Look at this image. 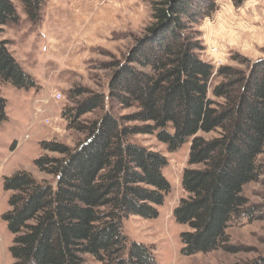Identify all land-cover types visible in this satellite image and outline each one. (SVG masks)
I'll return each instance as SVG.
<instances>
[{
    "label": "trees",
    "instance_id": "16d2710c",
    "mask_svg": "<svg viewBox=\"0 0 264 264\" xmlns=\"http://www.w3.org/2000/svg\"><path fill=\"white\" fill-rule=\"evenodd\" d=\"M16 1L0 0V85L30 89L34 79L2 37L20 20ZM19 1L33 24L43 20L46 0ZM217 2L152 0L143 35L123 58L103 64L112 73L107 91L70 89L74 105L62 117L81 140L41 143L46 152L34 163L47 177L22 169L4 178L14 264H88L90 257L99 264H158L149 246L123 230L129 215L157 217L172 190L167 157L135 142L136 135H154L170 151L190 143L182 176L187 195L173 213L190 227L180 233L185 255L240 250L229 244L227 229L257 217L243 191L262 170L264 58L237 56V65L218 67L202 58L198 26ZM118 104L134 111L118 116ZM6 107L0 94V124ZM88 113L95 116L84 120ZM244 264H264V256Z\"/></svg>",
    "mask_w": 264,
    "mask_h": 264
},
{
    "label": "rangeland",
    "instance_id": "374dc122",
    "mask_svg": "<svg viewBox=\"0 0 264 264\" xmlns=\"http://www.w3.org/2000/svg\"><path fill=\"white\" fill-rule=\"evenodd\" d=\"M138 1L141 0H135ZM151 1L143 0V5H137L140 10L118 18L115 26L100 28L99 37L91 46L81 53L68 56L65 62L47 54L50 45L46 46L47 31L45 28L40 31L37 24L29 20L22 3L16 1L20 20L16 24L7 25L2 37L10 41L12 55L32 76L36 87L18 89L12 84L0 85V94L7 100L8 114L7 120L0 124V264H14L11 253L14 235L3 218L10 209L11 196V191L4 188V178L22 169L30 171L38 179L47 177L38 172L34 163L39 155L46 152L41 143L58 140L74 146L81 140L82 135L74 128L69 129L68 122L62 117L63 110L74 105V101L68 98L70 89L80 85L107 91L112 73L103 64L112 61L113 56L123 58V54L135 45L136 38L143 35L146 26L152 21ZM217 3L219 8L198 26L202 31L204 44L202 58L216 67L237 65V56L252 60L264 58V0H245L241 6L235 5L231 0H218ZM42 10L44 19V7ZM108 34H111V40L105 39ZM36 35L39 37L38 44L33 49ZM30 56L39 60L40 66L36 74L29 65ZM59 62H62L61 72L53 73V86L48 89L51 82L47 77H51L52 65H58ZM56 91L63 93L62 100H54L53 94ZM37 107L44 108L45 112L37 113ZM133 111L124 109L119 104L114 109L118 116ZM48 116L53 118L50 126L42 122ZM94 116L88 113L83 119ZM211 136L216 134H207V137ZM133 140L151 150L160 151L167 157L168 165L164 168V174L172 185V190L154 219H146L140 215L124 218L123 230L129 240L149 246L158 264H244L258 256H264V154L260 156V175L246 185L243 191L250 205L253 204L258 209L257 217L250 223H239L227 229L229 244L240 250L231 253L221 249L187 256L182 250L180 233L190 230V227L181 225L173 213L179 200L187 195L183 189L182 176L188 167L190 143L185 142L178 149L170 151L154 135H136ZM88 261V264H99L91 257Z\"/></svg>",
    "mask_w": 264,
    "mask_h": 264
},
{
    "label": "crops",
    "instance_id": "0c3cea01",
    "mask_svg": "<svg viewBox=\"0 0 264 264\" xmlns=\"http://www.w3.org/2000/svg\"><path fill=\"white\" fill-rule=\"evenodd\" d=\"M141 4L143 5V0L138 2L135 0H46L44 19L42 23L37 24V27L41 29L40 31H43L42 28L47 31L46 46L48 47L50 43L47 54L65 62L68 56L81 53L91 46L98 39L100 28L115 26L118 18L140 10L137 5L141 6ZM38 39L36 35L33 49L37 47ZM105 39L111 40V34ZM29 59L31 60L29 65L36 74L40 66L39 60L33 59L32 56ZM62 62L52 65L51 77H47L51 82L48 89L53 86V73L61 72Z\"/></svg>",
    "mask_w": 264,
    "mask_h": 264
},
{
    "label": "built area",
    "instance_id": "2783aa9c",
    "mask_svg": "<svg viewBox=\"0 0 264 264\" xmlns=\"http://www.w3.org/2000/svg\"><path fill=\"white\" fill-rule=\"evenodd\" d=\"M53 97H54V100H57V101H59V100H62V98H64V95H63V93L61 92V91H56L54 94H53ZM36 112L37 113H43V112H45V109L44 108H40V107H37L36 108ZM41 121V120H40ZM51 121L53 122V118L52 117H50V116H48V117H44V119H43V123L44 124H46V125H48V126H50L51 125Z\"/></svg>",
    "mask_w": 264,
    "mask_h": 264
},
{
    "label": "bare ground",
    "instance_id": "6f19581e",
    "mask_svg": "<svg viewBox=\"0 0 264 264\" xmlns=\"http://www.w3.org/2000/svg\"><path fill=\"white\" fill-rule=\"evenodd\" d=\"M215 48V47H214ZM214 53V51H212Z\"/></svg>",
    "mask_w": 264,
    "mask_h": 264
}]
</instances>
